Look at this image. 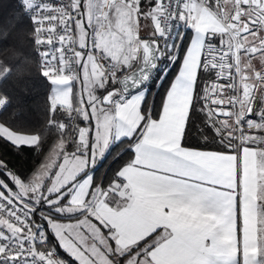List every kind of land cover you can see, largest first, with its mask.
Returning a JSON list of instances; mask_svg holds the SVG:
<instances>
[{
	"label": "crops",
	"instance_id": "1",
	"mask_svg": "<svg viewBox=\"0 0 264 264\" xmlns=\"http://www.w3.org/2000/svg\"><path fill=\"white\" fill-rule=\"evenodd\" d=\"M120 4L130 12L132 31L118 38L110 37L102 48L100 41L93 38L79 47L90 48L91 52L98 50L118 60L121 63L118 72L124 74L147 59L149 45L156 49L158 32L154 24L156 0H136L132 7L120 1L104 10L99 7L101 20L107 27L114 28L112 22L123 21L120 10L115 9ZM151 4L154 7L150 11ZM194 11L200 18L216 23L208 9L194 5L187 11L185 28L189 24L197 26V21L191 18ZM206 20L201 23L203 26ZM203 48L204 35L200 31L196 41L190 37L164 94L159 115L147 118L141 126L140 106L146 88L126 94L111 89L113 104H104L101 89L106 76L101 69L99 74L92 72L85 50L79 62L78 86L68 78H50L55 80L49 92L52 106L69 110L75 87L79 93V117L83 121L78 133L80 147L42 164L28 184L43 190L44 202L46 197L74 182L68 204L94 209L105 227L115 229L111 234L117 239L118 250L126 251L153 234L139 249L153 246L140 264H205V261L224 264L226 259L229 264H238L244 255L264 256L262 147L240 145L232 151L210 150L185 146L181 141ZM4 103L0 98V109ZM97 120L111 123L108 132L101 136L92 128ZM10 130L6 131L11 136L27 139L20 140L21 143L10 141L13 144L37 141L34 133L17 136ZM135 131L130 161L118 168L111 185L100 187L93 170L113 142ZM93 186L98 188L91 196Z\"/></svg>",
	"mask_w": 264,
	"mask_h": 264
},
{
	"label": "trees",
	"instance_id": "2",
	"mask_svg": "<svg viewBox=\"0 0 264 264\" xmlns=\"http://www.w3.org/2000/svg\"><path fill=\"white\" fill-rule=\"evenodd\" d=\"M25 16L20 0H0V98L5 100L0 109V121L10 125L17 132L34 133L37 136V141L33 144L17 145L0 135V187L8 194H10L9 190H14L15 180L27 184L42 164L55 160L63 153L76 151L80 147L78 133L83 123L79 114L74 125L69 120L70 109L76 104V87L73 91L74 102L69 110L59 105H51L49 78L39 71L31 39L32 29L29 23L23 22ZM190 31V28L185 27L181 30L175 48L171 51L159 49L158 42L156 64L147 77L149 80L143 83L146 85V95L140 106L142 113L140 126L147 118H155L159 115L164 94L179 67L191 35L187 40L184 37ZM6 32L7 39H3ZM219 42L220 37L215 35H206L204 38V48L195 75L181 139L185 146L210 150L235 149L237 146L233 122L234 104L230 101L227 104L211 101L217 93L220 97L223 96L222 94L225 97L233 96L235 71L232 58L227 57V63L232 64L225 76L217 75L216 67L209 65L205 59L207 45L209 43L216 45ZM241 59L246 63L245 66L238 60L247 71L245 74L251 76L252 68H256L250 66L252 60L249 56ZM120 75L121 72H117L114 77H106L101 92L111 89L120 91L117 83ZM220 82L225 83L224 89L219 88ZM260 92H254L250 103L247 105L248 102H245L241 107V122L245 130L250 133L264 134V119H262L263 125L257 129L249 128L247 124L248 120H257L264 116V98ZM219 107L229 108L230 113L223 115L217 111ZM60 123H64L65 126L61 127ZM136 136L137 131L129 137L116 140L108 147L93 170L94 180L100 187L106 188L111 185L118 168L130 161L132 154L130 146ZM118 157L120 159H117ZM42 205H44L43 201L41 207ZM35 218L40 223L38 212L35 213ZM41 227L49 242L57 248L58 242L51 230L45 224ZM49 235L51 239L48 238ZM59 251L63 250L59 247ZM65 257L70 261L72 259L67 254Z\"/></svg>",
	"mask_w": 264,
	"mask_h": 264
},
{
	"label": "rangeland",
	"instance_id": "3",
	"mask_svg": "<svg viewBox=\"0 0 264 264\" xmlns=\"http://www.w3.org/2000/svg\"><path fill=\"white\" fill-rule=\"evenodd\" d=\"M75 1L78 6V16L75 20V32L78 46L85 44L86 39L93 38L100 41V47L102 48V46L109 41L110 37L118 38L119 35H128V33L132 31V27L130 26L132 21L131 19L128 21L130 12L122 4L117 5L116 8H114L116 10H120V19L124 17L122 19L123 21H120L121 23L112 22L114 28H109L107 27V23L104 20H101L100 17V9L104 10L106 8L102 0H84V9L82 15L79 9V0ZM215 3L219 4L210 5L209 0H206L207 9L212 14L216 22L215 24H212L209 20L203 19L202 17L200 18L198 12L194 11L191 18L197 21V26L190 27L191 24H189V28L191 29L192 33L191 37H193V40L196 41L200 35V31L201 35H204V38L206 35H215L220 37V42L218 44L214 45L209 43L207 45L205 53L206 62H208L209 65L216 67L217 75L225 76L232 64L227 63V57H231V60L234 64V71H237L236 67L238 66V72L241 73V77H245L243 80L246 83H250V87H244V81L242 80L241 88H239L238 91L234 90L235 88L233 84L232 97H225L224 94H222L223 96L220 97L217 93V96H213L211 98L212 102L227 104L230 101L234 104V134L238 126L237 122H235V118L237 116H239L240 120L238 121L239 126L245 133L247 131L241 122L242 104L248 102V105L251 101V98L255 94L254 92L257 93L258 91H261V96L264 98V59L261 58V56H264V31H261V29H264V17L261 18L262 22L260 25L256 27L254 31H250L249 29L255 26L244 23L242 20H240V17L245 10L241 11V2L239 0H216ZM129 6L132 7L133 4H130ZM153 7L154 6L151 4L148 10L151 11ZM109 12L111 13V11ZM108 16L110 17V14H108ZM204 20L207 21V24L203 26L201 23ZM126 24L128 25L125 26ZM108 31H110V34H107ZM89 49H83L85 50L84 54H87L86 56L89 60V65L92 72L99 74V69L101 68H99L96 58ZM244 56H249V58L252 60L250 66L256 67L252 68L253 70L251 76H249L250 74L248 73L244 74V72H247L243 69V65L246 63H243L241 59H244ZM238 60H240L243 65L239 63ZM146 80L148 81L149 79L147 78ZM48 81L51 92L55 80L48 79ZM224 84L225 83L223 82L218 83L219 88L222 87L224 89ZM139 88H141L140 90L143 91L145 90L146 85H143ZM102 98L105 102L104 104H108L110 106L113 104L111 90L105 91L102 95ZM236 106L239 107V115L237 114ZM217 111L221 112L223 115L230 113L229 108L219 107L217 108ZM262 123L263 120L260 118L257 120L247 121L248 127L254 129L260 128L263 125ZM110 125L111 123L107 120H97L93 123L92 128H95L99 136H101L102 134L108 132L107 126ZM10 129L11 127H9L8 124L2 123L0 121V134L1 136H4L5 139L13 143H21L20 140H27L26 137H23V139L19 140V138L11 136L6 131ZM10 131L17 134V136H26L12 129ZM261 147L262 151L264 152V146ZM73 184L74 182H70L69 184L61 187L58 191H56L55 194L46 197L44 200V208H42V210L40 209L41 211H38V215L40 216V224L41 226L45 224L51 230V232H53L61 248L74 259H76L80 264H92V261L89 259V255H94L96 257L97 264H110L107 257L104 256L103 253L99 252V249L91 242L90 239L91 237H94L97 240H103L102 233L100 232L99 228H97L92 219H90V217H94L96 220H99L94 214V209L73 207L68 204V195L72 192ZM25 186L26 184H22L21 182H18V180H15L14 190H9V193L17 200L22 201V195L25 194ZM96 187L93 186L91 188V196L94 195ZM103 242L106 245V241ZM86 252L88 255L85 254ZM134 259L135 258L133 257L132 261Z\"/></svg>",
	"mask_w": 264,
	"mask_h": 264
},
{
	"label": "built area",
	"instance_id": "4",
	"mask_svg": "<svg viewBox=\"0 0 264 264\" xmlns=\"http://www.w3.org/2000/svg\"><path fill=\"white\" fill-rule=\"evenodd\" d=\"M102 1L107 7L117 1L130 5L134 4L136 0ZM239 1L240 4L247 2V0ZM20 2L24 11L25 7L32 9V5L37 3L38 0H20ZM194 5L207 9L206 0H199V2L197 0H183V2L181 0H156L154 24L158 32L159 49L163 51L174 49L177 37L184 28L187 11ZM40 7L51 8L54 11L52 22H46L45 24L46 28L52 30L38 33L31 31L32 36H46L49 38L45 50L50 52L51 56L47 59L37 54L41 51V46L33 44L39 71L41 74L47 71V78L49 79L64 77L70 79L75 86H78L80 78L79 62L83 50L76 42L75 20L78 16L76 1L59 0L57 3L41 4ZM242 10L244 9L241 8ZM73 12H75V15ZM26 15L36 19L43 14L39 13L37 9H32ZM60 29L64 30L61 31ZM92 52L104 75L114 77L120 69V62L112 60L97 50ZM236 70L234 90L238 91L245 77H241L238 66ZM243 86L250 87L251 85L244 81ZM236 109L239 115V107L236 106ZM79 110L80 96L77 91L76 104L69 112V120L72 125H74ZM235 120L238 125L235 132L237 146L261 147L264 145V134L244 133L238 123L240 121L239 116ZM60 126L64 127L65 125L60 123ZM23 197L24 200L19 201L11 194L4 192L0 187V264H6L9 259L15 257L19 258L15 264H71V261L67 257L61 256L53 243L49 242L40 223L36 221L35 213L41 209L43 190L38 191L30 184H26Z\"/></svg>",
	"mask_w": 264,
	"mask_h": 264
},
{
	"label": "snow or ice",
	"instance_id": "5",
	"mask_svg": "<svg viewBox=\"0 0 264 264\" xmlns=\"http://www.w3.org/2000/svg\"><path fill=\"white\" fill-rule=\"evenodd\" d=\"M59 0H38L37 3L32 5V9H37L39 13H42L43 15L40 18L34 19L32 16L26 15L23 22H27L30 24L32 31L34 33H38L41 31H50L52 29H48L45 27L46 22L50 23L52 22V13L54 9L46 8V7H40L41 4H48V3H57ZM183 2V0H181ZM199 2V0H197ZM216 0H209V4H215ZM241 8H243L245 11L242 13L240 20H242L244 23L254 25L255 27L250 28V31H254L256 27L260 25L261 18L264 17V0H247L246 3H242L240 5ZM32 9H29L27 7L24 8L25 13L27 14ZM79 9L81 12V15L83 14L84 9V0H79ZM75 15V12H73ZM63 31L64 29H60ZM261 31H264V29H261ZM192 33L191 31L186 34L184 37L185 40H187L188 36H190ZM8 33L6 32L4 34L3 39H7ZM33 44L40 45L41 51L37 53L38 55L44 57L47 59L51 56V53L45 50V46L49 43V38L46 36L43 37H37L32 36L31 37ZM59 43V42H57ZM179 63V61H177ZM11 71V68L9 69ZM46 78L48 76V72L44 71L42 73ZM261 119H264V116L260 117ZM228 151H232V149H227ZM127 151V150H126ZM110 154V153H109ZM107 156L104 157L106 159ZM117 159H120L119 157ZM115 163V161H114ZM92 219L93 223L96 225L97 228H99L100 232L102 233L103 240H97L94 237H91V242L95 244V246L99 249L100 253H103L104 256L107 257L110 264H133L132 258H135V264H140V260L142 257L146 255L148 251L151 250L153 247L152 245H149L148 248H145L143 251H139V249L143 248V245L151 238L150 234L148 237H145L144 240L138 241L136 245H133L132 247L125 250H118V242L115 236H113L111 233L115 231V229L111 226L105 227L104 224H102L99 220H96L94 217H90ZM51 239V235L48 237ZM103 241H106V245ZM59 244L57 245V251H59ZM59 254L61 256H65L66 253L64 251H59ZM88 255V253H85ZM19 259L18 257L9 259L6 264H15L16 260ZM89 259L92 261V264H97L96 257L94 255H89ZM149 261L151 260V257H148ZM71 264H79V262L72 258ZM205 264H208L207 261H205ZM224 264H229V260H225ZM238 264H264V256H249L244 255L242 256V259Z\"/></svg>",
	"mask_w": 264,
	"mask_h": 264
},
{
	"label": "water",
	"instance_id": "6",
	"mask_svg": "<svg viewBox=\"0 0 264 264\" xmlns=\"http://www.w3.org/2000/svg\"><path fill=\"white\" fill-rule=\"evenodd\" d=\"M156 52L154 46L149 45L147 59L118 77L117 83L122 93L132 92L143 85L156 64Z\"/></svg>",
	"mask_w": 264,
	"mask_h": 264
}]
</instances>
